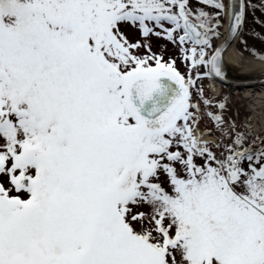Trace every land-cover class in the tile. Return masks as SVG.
I'll return each instance as SVG.
<instances>
[{
    "label": "snow or ice",
    "instance_id": "1",
    "mask_svg": "<svg viewBox=\"0 0 264 264\" xmlns=\"http://www.w3.org/2000/svg\"><path fill=\"white\" fill-rule=\"evenodd\" d=\"M196 3L215 13L0 0V264H264V141L245 147L226 105L202 113L213 103L196 89L226 78L251 5ZM129 26L178 45L189 73ZM203 115L229 143L204 139Z\"/></svg>",
    "mask_w": 264,
    "mask_h": 264
},
{
    "label": "flooded vegetation",
    "instance_id": "2",
    "mask_svg": "<svg viewBox=\"0 0 264 264\" xmlns=\"http://www.w3.org/2000/svg\"><path fill=\"white\" fill-rule=\"evenodd\" d=\"M229 2L230 0H224V3L226 5H228ZM190 3L193 9L197 7H204L206 11L215 13L214 9L208 8L203 5H198L196 3V0H190ZM239 3L240 0H236L235 6L232 9L233 12H239ZM245 3L251 6L246 7L245 9V23L242 32L236 40V51L240 56H247L254 62L264 64V60L258 58L264 57V0H245ZM221 22L223 23V27L220 29V31L222 33L221 38L223 39L226 35V31L229 28L228 11L221 15ZM124 31L130 41H140L141 43L150 45L152 52L158 56H163L166 61L175 60L177 64L182 59L181 48L176 44L170 43L164 38L152 35L146 40L142 39L140 32L135 28H132L131 26L124 29ZM220 39L215 41L216 46H218ZM242 40L247 41L246 47L241 43ZM181 62H183V59L181 60ZM236 67L239 69V66ZM201 71H203V69ZM0 183H4L1 177ZM5 185L7 186L6 183Z\"/></svg>",
    "mask_w": 264,
    "mask_h": 264
},
{
    "label": "rangeland",
    "instance_id": "3",
    "mask_svg": "<svg viewBox=\"0 0 264 264\" xmlns=\"http://www.w3.org/2000/svg\"><path fill=\"white\" fill-rule=\"evenodd\" d=\"M181 60L176 64V67L178 68V70L181 73L187 74V72L190 69L186 66V64L184 62H181ZM206 83H208V78L198 80L197 85H196V89H202L203 90V96L208 98L209 92L206 90V88L204 86V84H206ZM196 89H193L194 95H196ZM223 95L227 99L226 110L222 113V115L224 116L226 128L232 122H234L235 125L237 126V128L240 131L245 133L246 138H249L250 133L253 131V125L254 124L258 125L259 129L264 128V122H263V120H264V109L261 110L262 112L258 111L259 113H262V115L255 114V112H253L251 109L252 103L249 100H243L241 98V96H238L237 94H235V95L232 94V98H229V97H227V96H229V92L227 90L223 91ZM196 98H199V97L196 96ZM212 103H213V101H212ZM205 112H212L214 114H221L219 112L218 107L215 106L214 104L212 107H209L207 109L205 108V106H203V113H205ZM244 113L247 115L246 118L241 117ZM250 115H251V117H250ZM248 117H250L251 120H249V119L247 120ZM262 117H263V120H262ZM242 120H244V121L246 120L245 124H243ZM250 123H252L253 125L249 126L248 124H250ZM200 124H201L202 129H206L211 134H213L217 137V141H218L217 143H219V142L229 143L230 142L221 136L220 129L215 125V123L207 115H203ZM260 131H262V130H260ZM251 137H252V135H251ZM255 138H257V137H255ZM248 140H250V139H246V141H248ZM260 141H264V138H262L260 140H256V141L252 140V141H250L249 145L245 146V147H253V148L259 147ZM213 151H217V149L214 148ZM1 178L4 181V183L7 184V178H5V177H1ZM140 210H146V209H140Z\"/></svg>",
    "mask_w": 264,
    "mask_h": 264
},
{
    "label": "bare ground",
    "instance_id": "4",
    "mask_svg": "<svg viewBox=\"0 0 264 264\" xmlns=\"http://www.w3.org/2000/svg\"><path fill=\"white\" fill-rule=\"evenodd\" d=\"M237 39H235L232 46L226 52L227 67L230 70V75L237 77L240 80L244 78H262L264 75V64L254 62L247 56L238 55L235 47ZM236 66H239V69ZM209 87L212 91H215L216 94L223 90L221 89V84L217 81L211 80ZM230 92L234 95L237 94L238 96H241L243 100H249L252 103V111L258 115H262V113H259L258 111L264 109V85L260 86L256 84L241 83L239 86H236L235 89H230Z\"/></svg>",
    "mask_w": 264,
    "mask_h": 264
},
{
    "label": "water",
    "instance_id": "5",
    "mask_svg": "<svg viewBox=\"0 0 264 264\" xmlns=\"http://www.w3.org/2000/svg\"><path fill=\"white\" fill-rule=\"evenodd\" d=\"M229 38V31H228V34H227V39ZM226 41V40H225ZM224 41V43H225ZM224 43L221 45L223 46ZM224 63V70L226 69V63L223 61ZM217 80H219V78H216ZM215 79V80H216ZM223 84L225 85H233L235 88L236 86H239L241 83H244V84H256V85H264V75L262 76V78H244V79H233V78H225V79H221Z\"/></svg>",
    "mask_w": 264,
    "mask_h": 264
}]
</instances>
